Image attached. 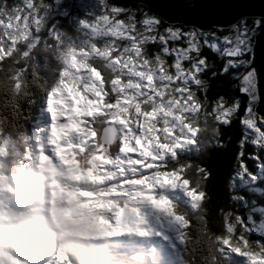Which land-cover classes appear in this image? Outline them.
<instances>
[{
	"label": "snow or ice",
	"instance_id": "snow-or-ice-1",
	"mask_svg": "<svg viewBox=\"0 0 264 264\" xmlns=\"http://www.w3.org/2000/svg\"><path fill=\"white\" fill-rule=\"evenodd\" d=\"M202 2L188 0V8L197 12ZM44 7V0H18L11 6L0 0V63L20 40L40 30ZM80 23L79 42L55 33L64 67L49 91V123L41 138L54 154L63 145L81 170H91L92 175L76 180L85 186L83 196L107 197L104 210L115 218L131 211L147 224L167 225L165 231L187 245L195 240L196 223L181 210L183 198L186 195L193 209H204L207 228V193L197 177L207 181L211 174L202 168L191 172V165L173 167L168 157L175 158L176 148L185 143H194L202 116L228 123L232 114L224 97L206 103L192 84L201 82L197 69L206 68L210 59L213 64L223 63L221 71L249 53L254 59L256 41L264 32V14L183 22L162 17L142 0H100L99 12ZM68 85L78 86L84 94L80 111L71 100L63 103ZM15 87H21L18 78ZM239 103L232 105L237 111ZM57 159L70 168L62 157ZM158 201L168 207H160ZM231 222L226 221L219 243L242 255H249L251 249L252 264H264V245L257 241L253 246L235 229L228 232ZM118 234L122 233H109Z\"/></svg>",
	"mask_w": 264,
	"mask_h": 264
},
{
	"label": "trees",
	"instance_id": "trees-1",
	"mask_svg": "<svg viewBox=\"0 0 264 264\" xmlns=\"http://www.w3.org/2000/svg\"><path fill=\"white\" fill-rule=\"evenodd\" d=\"M96 1L98 0H44L42 26L38 32L45 34L50 42L45 39L37 53H35L36 48L34 50L28 48L34 51L30 55H23L17 48L14 57L9 59L0 75V86H4L2 97H0V110L3 111V117L6 114L7 122L6 128L1 129L3 135H19L25 121L29 124L28 132H32L29 122L32 109L37 107L36 109L40 110L44 106L47 95L43 92L51 86L54 75L57 72L60 74V70L64 67L63 60L61 58V61L57 60L59 55L56 47L57 40L52 33H61L65 38L70 37L73 41L79 42L83 38L80 21L100 10V2L97 4ZM14 2L18 0H8L9 6ZM117 2H125V0H117ZM38 32H32V35ZM27 43L28 41H26L28 47ZM77 59H80L79 53ZM253 60L249 53L248 57L229 66L227 71H221L224 67L221 61L217 60L215 64L212 59L208 61L207 67L199 74L201 82L192 84V87L200 95L205 96L206 103L208 100L216 101L219 97H224L232 108L235 101L239 100L238 111L235 110L228 123L202 116L199 120L201 130L193 138L194 143H185L182 147L176 148L175 158L171 155L168 157V162L173 167L191 165L189 169L191 172L202 168L211 174L207 181L197 177L207 193L205 206L208 210V227L203 226L202 217L205 215L203 208L197 211L186 200L181 205V210L196 223L192 229L195 240H190L187 245H183L187 264H233L230 259L227 261L226 248L218 241L219 236L225 234V224L229 218L232 222L227 227L228 232L235 229L243 233L253 246L257 241L264 245V231L250 230L242 223V220H247L251 213L256 217V222L264 225V220L261 219L264 216V173H259L264 169V141L258 143L246 137L247 132L244 126L245 117L250 111L249 107H252L253 116L264 121V116L257 111L258 80L257 87L249 88L243 86L241 80L246 79V73ZM30 61H32V68H30L32 71L29 70L27 76L20 77L22 88L17 95L12 90L13 84L15 85L14 70L27 65ZM41 62L44 63L43 66ZM29 78L32 84H29ZM251 93L255 97L253 100ZM262 131L264 133L263 127ZM172 135H175V132ZM157 136L159 138V132ZM241 170H245L244 173L248 177L257 174L254 185L250 186V182L246 186H234V177ZM180 191L182 192L183 189ZM186 239H188L187 235ZM222 248L223 251L220 250ZM256 255L259 254L256 253Z\"/></svg>",
	"mask_w": 264,
	"mask_h": 264
},
{
	"label": "rangeland",
	"instance_id": "rangeland-1",
	"mask_svg": "<svg viewBox=\"0 0 264 264\" xmlns=\"http://www.w3.org/2000/svg\"><path fill=\"white\" fill-rule=\"evenodd\" d=\"M98 2H100V0L96 1L97 4ZM52 34L55 36L54 32ZM45 39H47V42H50L49 38L45 34L38 32L35 35H32L31 33L26 39L19 41L15 47V50L8 54L7 58L2 63H0V75L3 71V68H6L5 66L7 65L9 59L14 57V53L17 48L21 50L20 53L23 55H30L31 52L34 53L32 49L34 50L35 48V53H37V50H39L40 47L42 48L43 41ZM26 41H28V47L26 46ZM28 48H32L31 51ZM57 60L58 62L59 60L61 61L59 55H57ZM38 61L40 64V60ZM43 65L44 63L41 62V66ZM30 68H32V61L28 62L27 65L20 66L18 69L14 70V82L16 83L17 78L20 80L21 76H27L29 70L32 71ZM252 69L254 68L249 69V71L246 73L247 80L245 78L241 79L243 86H246L247 88L257 85L258 74L256 73V69L255 71H252ZM202 71L203 69H197L199 74H201ZM195 75V72L191 73L189 78ZM54 76L55 78H53L51 86L45 90L46 92H43L47 95L46 101H49V91L57 82V78L59 79V73L57 72ZM20 82V88H16L14 84L12 88L13 92L17 95L21 92L22 88V80ZM28 82L29 84H32V80L30 78L28 79ZM193 84L196 85L197 83L193 81ZM3 88L4 86H0V97H2L1 94L4 91ZM246 91L249 90L246 89ZM66 94L67 99H65L63 103L67 105L68 100H71L75 103L76 110L80 111V105L86 102L84 100V94L82 90L79 89L78 86L73 87L72 85H68ZM253 98L255 99L254 96L252 97V100ZM47 105L49 104L44 103L43 107L48 108ZM36 108L32 109V114L29 118V122L32 126V132H28L27 129H29V124L27 121H25L24 126L20 129L19 135L17 136H12L9 134L3 135V131H1V129L3 130L6 128L7 122L5 118L6 114L3 117V111L0 110V177L6 178L2 176V174L11 171L13 167H15L14 164L19 161H22L23 168H26L24 177L27 178L30 175L29 167L27 166H30L33 170V173L36 175L33 182L29 185V187L32 186L31 189H25L23 185V191L20 193L14 186L15 180H13L11 177L12 173H8V177L3 181L4 187H0V199L4 201V205L0 208V239H2L5 233V231L2 230V227L6 226L8 223L12 224L14 221L15 223L17 221H21L30 225L31 221L39 223L40 220H42L46 225H48L49 230L46 231L44 229V231L48 233L49 236H52V233L58 234L60 230H68L69 232H73L74 237H86L85 239L109 238V233H122L115 236L130 235L135 237L133 239H135L137 247L141 246V250H138L139 248H137V253L132 255H119L118 263L153 264V259H157V252L159 250H166L167 248L170 250L169 260L176 259L175 257L178 256V249L181 253V245L178 244V248L174 247V238L171 236L172 232L165 231L167 225L147 224L139 213L131 211L121 212L119 218H116L112 224H107L103 219L99 220L100 212H97V214L93 212L90 213L89 208L84 206L78 207L79 205L87 202V200L86 197L83 200H79L81 193L78 194V191L79 189L83 191L85 186L83 184H77L76 180L77 178L85 175L90 176L92 174L91 170L87 171L85 174L84 170L75 169L77 166V161L75 159H71L70 153L63 147V145L62 147L58 146L56 154L49 150L48 142L41 138V136L44 135L43 130L49 123V109H45L38 115L37 111L39 108ZM235 110L236 108L232 107L231 113L233 114ZM249 110L248 116H246L244 120V126L247 132L246 137L248 136L253 141L259 143L262 140L264 141V133L262 131V127L264 128V123L262 122L264 121L253 116L252 107H249ZM220 115L221 117L223 116V114ZM44 122H46V125H42ZM12 125H14V123H12ZM37 136H39V138L36 144L35 140L37 139ZM28 154H30L32 158L30 161H28L26 158ZM57 155L62 157L63 162L70 165V168L63 167L61 160L57 159ZM4 166L6 167L2 169ZM244 172L246 171L241 170L240 173L234 177L233 182L235 187L246 186L249 185L250 182V186L255 184V178L253 179V177H256L257 174H253L248 177V175ZM58 174H60L61 183H59V179H56ZM1 181L2 180L0 179V183ZM21 182L23 181L21 180ZM32 197L36 198L37 201L31 203L30 199ZM102 198L105 199L107 197L101 196V199ZM25 200L29 202L25 203ZM184 200H187V202L191 204V201L188 200L186 195L184 196ZM157 204L160 207H168L167 202L165 201H158ZM82 212L85 214L84 217H80ZM51 214L57 218L50 219ZM89 214L91 219H95L92 223L83 221V219L88 218ZM53 221H56L57 224H55ZM256 221V217L250 213L249 218H247V220H242V223L250 230L264 231V225ZM144 229H148L150 234H139L138 236L134 235L136 232H143ZM159 231H164L165 235L162 236L156 234ZM130 232H132V234ZM165 236H167V239H165ZM139 237L141 240L138 241ZM4 243L7 242L5 241L0 243L3 244L0 245V263L2 264L7 263L3 257L8 256L11 252L8 248H6L7 245ZM225 251L227 253L225 255L227 261H230L229 259L233 260V258L235 260L237 256L241 257V260L235 262L236 264H252L253 256L251 253L249 255H242L240 253L233 252L228 248H226ZM14 257L15 261L27 260V256L24 253H18V255L15 254ZM256 257L258 258V255H256ZM92 259H84V261H82L80 264H95L91 261ZM43 264H47L46 261L43 262ZM157 264H160L159 260H157Z\"/></svg>",
	"mask_w": 264,
	"mask_h": 264
},
{
	"label": "water",
	"instance_id": "water-1",
	"mask_svg": "<svg viewBox=\"0 0 264 264\" xmlns=\"http://www.w3.org/2000/svg\"><path fill=\"white\" fill-rule=\"evenodd\" d=\"M142 2L162 17L183 22L212 20L226 21L233 16H249L264 14V0H203L199 11L192 12L188 8V0H142ZM255 57L250 66L258 74L257 111L264 116V32L256 41Z\"/></svg>",
	"mask_w": 264,
	"mask_h": 264
},
{
	"label": "bare ground",
	"instance_id": "bare-ground-1",
	"mask_svg": "<svg viewBox=\"0 0 264 264\" xmlns=\"http://www.w3.org/2000/svg\"><path fill=\"white\" fill-rule=\"evenodd\" d=\"M45 110V108L44 107H41V109H40V112H42V111H44ZM59 165V164H58ZM36 177V175H35V173H33V172H31V174L21 183V185L22 184H24V188L25 189H29V185H30V183H32L33 182V180H34V178ZM59 179V183H61V181H60V174H58L57 175V180ZM34 183H35V181H34ZM61 185V184H60ZM23 187V186H22ZM6 225V224H5ZM24 227H26V229L29 227L28 225H25ZM24 229V228H23ZM26 229H24L26 232H28L29 234H30V231L29 230H26ZM162 229V228H161ZM2 230H4L5 231V233H4V235H3V237H2V240H4V241H6L7 243H4V244H6L7 246H6V248H8V249H12V247H17V246H21V243L19 242V241H16V238L14 237L15 235H17V234H21L22 232V230L21 229H19L18 228V226H17V223H15V221L14 222H12V224H10V223H8L6 226H3L2 227ZM34 232V231H33ZM131 234H132V232H130ZM134 235L135 236H138L139 235V233H134ZM62 237H68L69 239H72V241H73V244H74V238L69 234H66L65 236H62ZM149 239H151V238H149ZM16 241V242H15ZM39 241V243H38V245L36 246V248L35 249H37V248H40L42 245H43V241L40 239V240H38ZM69 242V241H68ZM68 242H66V243H68ZM30 242L28 241L27 242V244H29ZM34 244V246L36 245V243L33 241V239L31 240V244ZM0 245H3V244H0ZM77 245H79V246H81V243L79 242V243H77ZM77 245L75 246V245H73V250L75 251V250H78V251H80L81 252V255L82 256H80L79 257V259H80V261L81 260H83L84 258H86V257H88V255H85V254H83L84 253V249H82L84 246H82L80 249H77L78 247H77ZM86 245V244H85ZM5 246V245H4ZM31 246V245H30ZM99 246V245H98ZM97 246V248H100L101 247V250L103 249V246H100V247H98ZM109 246V248H108V251H102V255L103 256H107V253H108V256L110 257L111 255H112V250H111V246L110 245H108ZM123 251H125V250H123ZM25 252H27V251H25ZM93 252H94V250L92 251V254H93ZM118 253V255H121L120 253L121 252H117ZM135 252H132V254H134ZM87 254H90L89 252L87 253ZM131 254V255H132ZM114 256V255H113ZM111 259V258H110Z\"/></svg>",
	"mask_w": 264,
	"mask_h": 264
},
{
	"label": "clouds",
	"instance_id": "clouds-1",
	"mask_svg": "<svg viewBox=\"0 0 264 264\" xmlns=\"http://www.w3.org/2000/svg\"><path fill=\"white\" fill-rule=\"evenodd\" d=\"M34 219V218H33ZM37 226L39 227L40 225L39 224H37ZM2 242H5L4 240H2V239H0V243H2Z\"/></svg>",
	"mask_w": 264,
	"mask_h": 264
}]
</instances>
